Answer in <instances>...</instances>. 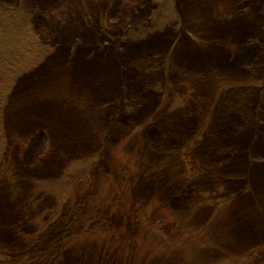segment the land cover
Returning a JSON list of instances; mask_svg holds the SVG:
<instances>
[{
  "label": "rangeland",
  "instance_id": "obj_1",
  "mask_svg": "<svg viewBox=\"0 0 264 264\" xmlns=\"http://www.w3.org/2000/svg\"><path fill=\"white\" fill-rule=\"evenodd\" d=\"M0 4V264H264V0Z\"/></svg>",
  "mask_w": 264,
  "mask_h": 264
},
{
  "label": "trees",
  "instance_id": "obj_2",
  "mask_svg": "<svg viewBox=\"0 0 264 264\" xmlns=\"http://www.w3.org/2000/svg\"><path fill=\"white\" fill-rule=\"evenodd\" d=\"M24 8L19 7H6L0 4V51L2 49H7V47L16 44L18 45V35L21 33V30L25 29L24 22L26 23L28 19V15H25L26 10ZM23 18V21L21 19ZM27 30V29H26ZM29 31V30H28ZM21 39V37H20ZM21 44L23 42H20ZM2 48V49H1ZM23 61H11L9 60L8 55L5 59L0 61V68H7L9 71L10 69H16L15 67L17 63L22 64ZM5 91H1L0 98L5 96L7 93ZM3 93V95H1Z\"/></svg>",
  "mask_w": 264,
  "mask_h": 264
},
{
  "label": "bare ground",
  "instance_id": "obj_3",
  "mask_svg": "<svg viewBox=\"0 0 264 264\" xmlns=\"http://www.w3.org/2000/svg\"><path fill=\"white\" fill-rule=\"evenodd\" d=\"M218 54V56H219V58H220V56H221V53H217Z\"/></svg>",
  "mask_w": 264,
  "mask_h": 264
}]
</instances>
